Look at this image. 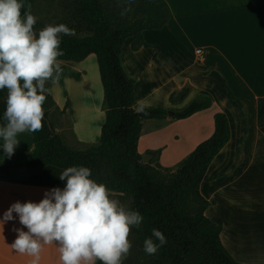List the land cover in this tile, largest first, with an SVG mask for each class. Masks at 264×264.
<instances>
[{
	"label": "crops",
	"instance_id": "1",
	"mask_svg": "<svg viewBox=\"0 0 264 264\" xmlns=\"http://www.w3.org/2000/svg\"><path fill=\"white\" fill-rule=\"evenodd\" d=\"M163 1L171 18L161 30L144 31L149 47L133 51V39L122 46L123 66L136 80V104L175 109L198 94H208L213 107L187 119L143 121L138 150L144 162L174 168L213 134L214 113L225 112L231 138L201 183L200 193L209 201L205 215L222 227V244L236 261L264 264V0ZM19 2L23 17L31 0ZM198 48L203 50L200 59L195 54ZM92 56L81 62L58 60L63 72L58 82L51 83L49 92L59 114L49 116L68 144L97 142L105 121L103 104L91 110L86 97L92 88L84 83V65ZM76 74L80 77L73 78ZM67 78L73 85L83 84L77 90L80 98L69 91L61 101L54 94ZM224 84L242 106L227 98ZM177 92L180 94L171 101ZM82 101L87 107H81ZM65 109L67 114H60ZM17 139L20 144L9 158L0 138V162L13 165L0 172V219L13 203H38L46 191L65 186L58 178L63 169L46 166L25 171L26 167L18 166L28 159L34 142L27 132L18 134ZM148 151L160 154L157 158L147 155ZM14 227H22L18 216L0 224V264H33V257L10 247L17 238ZM36 264H62L58 246L45 245Z\"/></svg>",
	"mask_w": 264,
	"mask_h": 264
},
{
	"label": "trees",
	"instance_id": "2",
	"mask_svg": "<svg viewBox=\"0 0 264 264\" xmlns=\"http://www.w3.org/2000/svg\"><path fill=\"white\" fill-rule=\"evenodd\" d=\"M38 2L31 0L29 11L32 14ZM57 6L64 16L48 25L64 24L75 31L72 36L61 34L60 47L64 55L58 60L81 62L91 54L96 56L106 117L97 144L71 147L52 124L49 115L59 108L53 96L46 93L43 128L35 133L27 132L33 136L34 149L18 166L30 171L46 166L63 170L71 166L88 167L92 171L90 178L105 184L112 198L143 216L140 227H132L131 233L138 250L150 264H241L223 246L222 227L205 215L209 201L200 193L208 167L231 138L226 113H214L213 134L174 168L162 167L158 162H144L138 150L143 121L187 119L213 107L210 95L198 94L181 108L143 106V112L137 111L141 106L135 99L136 80L123 66L122 46L133 39V51L149 47L143 33L161 30L170 21L167 3L135 0L132 11L124 16L121 12L127 5L120 0H58ZM46 26L37 20L34 25L37 35ZM224 87L227 98L242 106L225 84ZM180 92L174 93L170 100L174 101ZM6 96V90L0 91V125L5 123ZM243 124L245 131V121ZM159 154V151L147 152L157 158ZM11 168V163L0 162V172ZM153 229L160 230L167 243L155 255H148L144 251V241L147 238L155 240ZM96 264L101 262L96 261Z\"/></svg>",
	"mask_w": 264,
	"mask_h": 264
},
{
	"label": "clouds",
	"instance_id": "3",
	"mask_svg": "<svg viewBox=\"0 0 264 264\" xmlns=\"http://www.w3.org/2000/svg\"><path fill=\"white\" fill-rule=\"evenodd\" d=\"M120 2L127 5L121 12L124 16L132 11L135 0ZM22 8L19 0H0V91H7L0 138L9 158L20 144L18 134L42 130L43 105L50 91L46 84L58 82L63 71L58 61L64 55L61 34L75 35L64 24L47 25L37 35V18L30 11L22 17ZM143 110L142 105L137 109ZM91 176L88 167H68L58 177L65 182L63 189L46 191L38 203H13L0 219L4 224L18 216L22 226L13 228L17 238L10 247L33 257V264L43 247L53 243L62 264H123L132 249L131 229L139 228L144 218L112 198L107 186ZM152 237L155 240L144 241L148 255H155L167 243L158 229L152 230Z\"/></svg>",
	"mask_w": 264,
	"mask_h": 264
},
{
	"label": "rangeland",
	"instance_id": "4",
	"mask_svg": "<svg viewBox=\"0 0 264 264\" xmlns=\"http://www.w3.org/2000/svg\"><path fill=\"white\" fill-rule=\"evenodd\" d=\"M38 1H39L37 3L38 8L33 13V15L37 18L38 21L44 22L47 25L49 23L54 24L61 17L64 16L59 12L60 10L57 6L58 0H38ZM84 67H85V71L87 72V79H85L84 83H89L90 89L92 88V90L89 91L90 94L87 95V99L89 101L90 109L94 110L95 107H98V104L104 103V92H103L102 84L100 81L101 77H100V73H99V67H98L96 56H92V58L84 65ZM76 77L78 78V77H80V75H77V74L73 75V78H76ZM51 83L52 82H50L49 89L51 87ZM73 84H74L73 80H70L68 78L63 80L61 82V84H59L58 87L55 88L54 94H56L58 96V98L61 99V101H63L64 94H66L69 91H70V93H73L74 96H78L80 98L77 90H78V86L82 87L83 84H75V85H73ZM66 105L68 106V103ZM67 106H66V108H67ZM81 107H86L83 101H82ZM57 112H58V110H53L51 113L55 114ZM58 114H59V112H58ZM60 114H67L66 109L63 112H60ZM98 142H99V139L95 143L85 142L86 143L85 144V143H78V142H70L69 144L68 143L67 144L71 147L82 148L85 146L95 145ZM240 143H241V141H240ZM25 171H30V170L25 168ZM129 240L132 243V249H131L129 255L127 256V258L123 261V264H150L147 257L145 255L141 254L140 251L138 250V246L133 241L132 233H130Z\"/></svg>",
	"mask_w": 264,
	"mask_h": 264
},
{
	"label": "built area",
	"instance_id": "5",
	"mask_svg": "<svg viewBox=\"0 0 264 264\" xmlns=\"http://www.w3.org/2000/svg\"><path fill=\"white\" fill-rule=\"evenodd\" d=\"M195 54L200 59L203 57V50L201 48L196 49Z\"/></svg>",
	"mask_w": 264,
	"mask_h": 264
},
{
	"label": "bare ground",
	"instance_id": "6",
	"mask_svg": "<svg viewBox=\"0 0 264 264\" xmlns=\"http://www.w3.org/2000/svg\"><path fill=\"white\" fill-rule=\"evenodd\" d=\"M96 95V94H95ZM98 96V95H97ZM87 97V96H86ZM91 97V96H90ZM86 107H87V105H86ZM89 107V106H88ZM91 110H89V112H90ZM95 111V110H94ZM85 112V111H84ZM79 113V112H78ZM81 113V112H80ZM94 114V113H93Z\"/></svg>",
	"mask_w": 264,
	"mask_h": 264
}]
</instances>
